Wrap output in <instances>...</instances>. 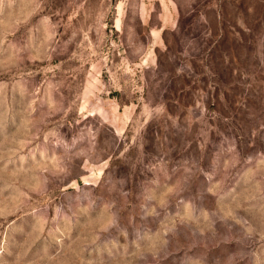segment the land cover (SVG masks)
Wrapping results in <instances>:
<instances>
[{
  "label": "rangeland",
  "instance_id": "374dc122",
  "mask_svg": "<svg viewBox=\"0 0 264 264\" xmlns=\"http://www.w3.org/2000/svg\"><path fill=\"white\" fill-rule=\"evenodd\" d=\"M0 264H264V0H0Z\"/></svg>",
  "mask_w": 264,
  "mask_h": 264
}]
</instances>
